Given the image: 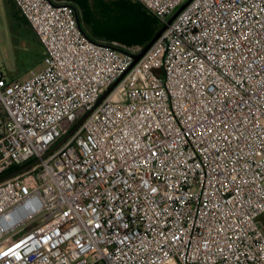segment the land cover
Wrapping results in <instances>:
<instances>
[{"label": "built area", "instance_id": "1", "mask_svg": "<svg viewBox=\"0 0 264 264\" xmlns=\"http://www.w3.org/2000/svg\"><path fill=\"white\" fill-rule=\"evenodd\" d=\"M12 1L45 68L0 70V174L39 160L0 184V264H264V0H193L135 64Z\"/></svg>", "mask_w": 264, "mask_h": 264}, {"label": "trees", "instance_id": "2", "mask_svg": "<svg viewBox=\"0 0 264 264\" xmlns=\"http://www.w3.org/2000/svg\"><path fill=\"white\" fill-rule=\"evenodd\" d=\"M68 1L77 3L75 6L80 14L81 28L91 41L106 43L122 52L142 50L164 26L157 16L136 0ZM27 25L29 36L26 39V54H31L32 60L28 62V57H24L26 62L20 63L23 71L31 70L35 65L43 63L44 59V48L32 27ZM22 167L13 166L0 174V177Z\"/></svg>", "mask_w": 264, "mask_h": 264}, {"label": "rangeland", "instance_id": "3", "mask_svg": "<svg viewBox=\"0 0 264 264\" xmlns=\"http://www.w3.org/2000/svg\"><path fill=\"white\" fill-rule=\"evenodd\" d=\"M76 5L68 0H58ZM137 1V0H136ZM138 2V1H137ZM20 15V14H19ZM21 19V20H20ZM21 15L16 16L4 0H0V70L9 81L25 82L31 72H39L44 64H37L31 70L23 71L20 63L31 61V54H26L29 28Z\"/></svg>", "mask_w": 264, "mask_h": 264}, {"label": "water", "instance_id": "4", "mask_svg": "<svg viewBox=\"0 0 264 264\" xmlns=\"http://www.w3.org/2000/svg\"><path fill=\"white\" fill-rule=\"evenodd\" d=\"M193 0H188L185 4H183L176 12L175 14L164 24L163 28L155 35V37L149 42V44L144 47L142 50H140L137 54H134V64L137 63L148 51L149 49L154 45V43L162 36V34L167 30V28L169 27V25H171V23L179 16V14L192 2ZM120 81V80H119ZM116 82L99 100V102L97 103V105L94 107V109L112 92V90L116 87V85L119 83ZM93 109V110H94ZM91 113V112H90ZM90 113L88 115H90ZM88 115L83 118V120H81L79 122V124L70 132V134H68L66 137H64L60 143L55 146L50 152H48L46 155L43 156V158L48 157L51 153H53L55 150H57L60 146H62L73 134L74 132L81 126V124L84 122V120L88 117ZM39 163V160H35L34 162H31L25 166H23L22 168H20L17 171H14L8 175H5L3 177H0V184L4 183L5 181L14 178L26 171H28L29 169H31L32 167L36 166Z\"/></svg>", "mask_w": 264, "mask_h": 264}, {"label": "crops", "instance_id": "5", "mask_svg": "<svg viewBox=\"0 0 264 264\" xmlns=\"http://www.w3.org/2000/svg\"><path fill=\"white\" fill-rule=\"evenodd\" d=\"M6 2V4L12 9L13 13L18 17L19 15V11L17 10L16 6L14 5V3L12 2V0H4Z\"/></svg>", "mask_w": 264, "mask_h": 264}, {"label": "snow or ice", "instance_id": "6", "mask_svg": "<svg viewBox=\"0 0 264 264\" xmlns=\"http://www.w3.org/2000/svg\"><path fill=\"white\" fill-rule=\"evenodd\" d=\"M5 255H7V254H5Z\"/></svg>", "mask_w": 264, "mask_h": 264}]
</instances>
